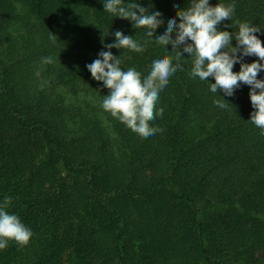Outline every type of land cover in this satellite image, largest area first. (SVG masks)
<instances>
[{
  "label": "trees",
  "instance_id": "trees-1",
  "mask_svg": "<svg viewBox=\"0 0 264 264\" xmlns=\"http://www.w3.org/2000/svg\"><path fill=\"white\" fill-rule=\"evenodd\" d=\"M129 2L161 12L162 35L191 0ZM209 3L235 4L219 30L248 22L264 42V0ZM116 31L149 41L142 53L111 49L122 70L143 78L176 55L104 0H0V202L11 197L7 211L34 233L24 247L8 241L0 264H264V130L250 121L251 86L212 93L214 77H192L185 53L149 122L163 131L143 138L103 109L110 89L87 68Z\"/></svg>",
  "mask_w": 264,
  "mask_h": 264
},
{
  "label": "clouds",
  "instance_id": "clouds-1",
  "mask_svg": "<svg viewBox=\"0 0 264 264\" xmlns=\"http://www.w3.org/2000/svg\"><path fill=\"white\" fill-rule=\"evenodd\" d=\"M104 8L116 17L131 20L134 28L146 29L149 40L155 37V42L166 46L167 50L171 44L172 52L176 53L154 60L150 73L142 78V74L135 68L122 70L121 56H114L111 49H130L142 53L149 41L142 44L116 31L115 43L105 44L108 51H101L100 58L87 65L92 77L110 89L102 103L105 111L143 138L162 132L163 129L152 127L149 122L154 121L157 115H163V108L156 111L159 93L168 85L173 74L183 70L180 61L187 53L193 61L190 72L192 77L208 82L209 77H214L215 83H210L212 93L222 90L226 96L231 97L241 87V82L251 86L250 100L255 110L251 113L250 121L264 130V80L258 79V74L264 70V63L260 62L264 61V42L256 35L261 28L248 22H238V32L218 29L221 22L231 20L235 12L234 3L212 6L209 0H191L187 8L177 12L179 22L176 17L168 20L162 35L156 34V30L164 24L159 11L149 12L140 4H125L124 0H104ZM56 37L53 34L50 36L54 43H57ZM233 38L237 41L235 47L232 45ZM248 56L259 59L250 64L245 63L244 57ZM54 62L51 56L42 58L44 65ZM236 63H240L239 72L233 71ZM36 75L39 76L40 72L37 71ZM223 101L226 100H216L214 103L220 108H226L227 104ZM11 204L12 198L7 196L0 202V249H5L8 241H15L24 247L34 235L17 215L7 211Z\"/></svg>",
  "mask_w": 264,
  "mask_h": 264
},
{
  "label": "rangeland",
  "instance_id": "rangeland-1",
  "mask_svg": "<svg viewBox=\"0 0 264 264\" xmlns=\"http://www.w3.org/2000/svg\"><path fill=\"white\" fill-rule=\"evenodd\" d=\"M236 64H238L240 66V63H236Z\"/></svg>",
  "mask_w": 264,
  "mask_h": 264
}]
</instances>
